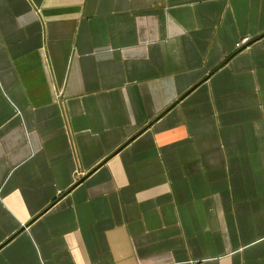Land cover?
<instances>
[{"label": "crops", "instance_id": "crops-1", "mask_svg": "<svg viewBox=\"0 0 264 264\" xmlns=\"http://www.w3.org/2000/svg\"><path fill=\"white\" fill-rule=\"evenodd\" d=\"M0 264H264V0H0Z\"/></svg>", "mask_w": 264, "mask_h": 264}]
</instances>
